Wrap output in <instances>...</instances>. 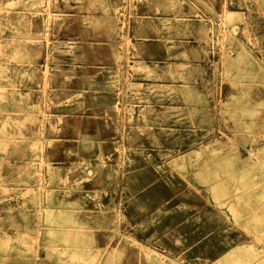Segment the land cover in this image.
<instances>
[{"label": "rangeland", "instance_id": "1", "mask_svg": "<svg viewBox=\"0 0 264 264\" xmlns=\"http://www.w3.org/2000/svg\"><path fill=\"white\" fill-rule=\"evenodd\" d=\"M0 264H264V0H0Z\"/></svg>", "mask_w": 264, "mask_h": 264}, {"label": "bare ground", "instance_id": "2", "mask_svg": "<svg viewBox=\"0 0 264 264\" xmlns=\"http://www.w3.org/2000/svg\"><path fill=\"white\" fill-rule=\"evenodd\" d=\"M51 183L57 184V178L55 176L52 178Z\"/></svg>", "mask_w": 264, "mask_h": 264}]
</instances>
